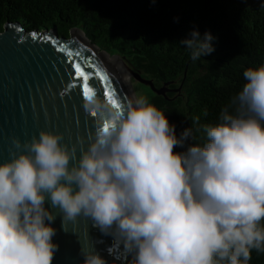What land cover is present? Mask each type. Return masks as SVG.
Returning <instances> with one entry per match:
<instances>
[{
	"label": "clouds",
	"instance_id": "1",
	"mask_svg": "<svg viewBox=\"0 0 264 264\" xmlns=\"http://www.w3.org/2000/svg\"><path fill=\"white\" fill-rule=\"evenodd\" d=\"M181 41L199 60L214 52V37ZM237 108L205 125L207 142L177 153L192 136L144 96L114 106L85 97L96 131L86 150L41 131L14 140L19 154L0 166V264H53L59 245L46 221L90 218L112 235L132 264H249L264 252V66L243 73ZM198 122V118H197ZM84 142L81 141V144ZM78 189V190H76ZM84 264H107L83 248Z\"/></svg>",
	"mask_w": 264,
	"mask_h": 264
},
{
	"label": "trees",
	"instance_id": "2",
	"mask_svg": "<svg viewBox=\"0 0 264 264\" xmlns=\"http://www.w3.org/2000/svg\"><path fill=\"white\" fill-rule=\"evenodd\" d=\"M12 22L27 31L56 27L65 36L78 29L163 90L152 92L151 104L177 138L192 129L177 153L203 146L204 126L220 123L225 108L235 113L244 71L264 66V0H0V32ZM194 31L210 33L215 49L196 61L181 44ZM249 264H264V252L253 250Z\"/></svg>",
	"mask_w": 264,
	"mask_h": 264
},
{
	"label": "water",
	"instance_id": "3",
	"mask_svg": "<svg viewBox=\"0 0 264 264\" xmlns=\"http://www.w3.org/2000/svg\"><path fill=\"white\" fill-rule=\"evenodd\" d=\"M80 32L83 33L71 29L69 36H65L60 35L56 27L39 32L27 31L19 22L4 25L0 32V166L19 154L14 140L28 142L41 131L63 134L61 143L69 148L76 146L78 155L87 149L89 138L94 137L99 117L85 111L80 81L74 77L72 63L65 52L71 51L72 59L79 61L86 72L93 70L90 63L98 62L105 68L111 76L112 88L117 90L114 98L120 106L132 99L122 77L100 53L103 51H98L99 48ZM114 57L141 83L163 94L151 81L132 71L123 59ZM90 83L100 98L107 99L100 94L104 91L103 82L97 78ZM45 208L56 217L54 221H46L56 229L53 243L59 245L53 264H84L83 248H92L107 264L132 263V257L122 245L112 235H105L95 227L90 218L66 222L65 231L63 213L52 206L50 196Z\"/></svg>",
	"mask_w": 264,
	"mask_h": 264
},
{
	"label": "snow or ice",
	"instance_id": "4",
	"mask_svg": "<svg viewBox=\"0 0 264 264\" xmlns=\"http://www.w3.org/2000/svg\"><path fill=\"white\" fill-rule=\"evenodd\" d=\"M65 55L72 63L74 77L80 81V87L82 88V94L84 97H90L94 94H98L94 85L90 83V81L96 80L98 78L99 81L103 82L104 88V91H102L100 94L106 96L107 100L114 106L120 107V105L117 103V99L114 98V96L117 94V90L112 88L111 76L105 68L101 67L98 62L94 64L90 63L89 67H91L93 70L91 72H86L79 61L72 59L73 53L71 51L65 52ZM75 55L79 56V53H76ZM109 89H111V91H109Z\"/></svg>",
	"mask_w": 264,
	"mask_h": 264
},
{
	"label": "bare ground",
	"instance_id": "5",
	"mask_svg": "<svg viewBox=\"0 0 264 264\" xmlns=\"http://www.w3.org/2000/svg\"><path fill=\"white\" fill-rule=\"evenodd\" d=\"M100 53L103 56H105L108 59V61L115 67V69L117 70V72L119 73V75L124 80V82H125L128 90H129V92H130V94L132 96V99H134L135 98V95L133 93V89H132V85H131V73H130V71L121 63V61L117 57H111L106 52H100Z\"/></svg>",
	"mask_w": 264,
	"mask_h": 264
},
{
	"label": "rangeland",
	"instance_id": "6",
	"mask_svg": "<svg viewBox=\"0 0 264 264\" xmlns=\"http://www.w3.org/2000/svg\"><path fill=\"white\" fill-rule=\"evenodd\" d=\"M83 34V33H82ZM84 35V34H83ZM98 51H103L104 52V50H100V48H99V50ZM107 53V52H106ZM108 55H110L111 57H114V55H111V54H109V53H107ZM124 61V60H123ZM125 62V61H124ZM125 64L127 65V63L125 62ZM129 65V64H128ZM127 65V66H128ZM130 66V65H129ZM130 68V67H129ZM131 69V68H130ZM132 70V69H131ZM133 71V70H132ZM131 73V72H130ZM131 85H132V89H133V93H134V95H135V97L136 96H144V97H146L147 99H148V101L151 103V98L154 96L153 94H152V92L154 93V91H152V89L150 88V87H148V88H150V89H147V85H145V84H143V83H141L137 78H135L133 75H132V73H131Z\"/></svg>",
	"mask_w": 264,
	"mask_h": 264
}]
</instances>
